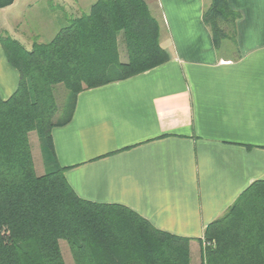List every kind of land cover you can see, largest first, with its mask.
<instances>
[{
	"label": "crops",
	"instance_id": "obj_1",
	"mask_svg": "<svg viewBox=\"0 0 264 264\" xmlns=\"http://www.w3.org/2000/svg\"><path fill=\"white\" fill-rule=\"evenodd\" d=\"M53 1L57 9L44 15L64 26L96 0ZM145 1L168 59L80 92L52 143L78 197L123 205L189 239L190 264H202L205 228L264 180V0H227L239 18L218 45L203 21L211 0ZM36 2L0 8V37L27 48L33 37L42 42L43 31L20 30ZM18 82L0 41V98Z\"/></svg>",
	"mask_w": 264,
	"mask_h": 264
},
{
	"label": "trees",
	"instance_id": "obj_2",
	"mask_svg": "<svg viewBox=\"0 0 264 264\" xmlns=\"http://www.w3.org/2000/svg\"><path fill=\"white\" fill-rule=\"evenodd\" d=\"M13 1L0 0V8ZM238 18L227 0H211L203 12L216 45L233 37ZM0 41L19 73L13 94L0 98V264H66L62 241L73 264H190L189 239L156 229L123 205L78 197L52 143V128L70 120L80 92L168 59L146 1L96 0L49 42L35 40L30 48L9 36ZM59 86L71 96L62 107ZM33 132L47 150L42 174L35 170ZM204 240L202 264H264V180L211 222Z\"/></svg>",
	"mask_w": 264,
	"mask_h": 264
},
{
	"label": "rangeland",
	"instance_id": "obj_3",
	"mask_svg": "<svg viewBox=\"0 0 264 264\" xmlns=\"http://www.w3.org/2000/svg\"><path fill=\"white\" fill-rule=\"evenodd\" d=\"M36 7L34 8V13L31 11L29 13H26L25 15H22V26L20 27V30L28 31L31 30L33 32L34 29H36L37 32H44L41 36L42 42H49L53 36L56 34V32L59 30V28L63 25L61 23H56L55 21L53 23L50 22L51 19L48 18V16H45L44 14H47V12L55 11L57 9L56 2L53 0H35ZM147 2H150L147 0ZM57 21H60V18L55 19ZM33 35L31 36V38ZM35 38L34 40L38 41V38ZM39 42V41H38ZM56 100L59 105V107H62L65 104H68L71 100L70 94L67 92L63 86H59L56 89L55 92ZM62 112H60L59 115L55 116L56 120L58 117H60ZM31 149L33 153V160L35 164V169L38 174L41 172V168H45V162L47 158V150H45L43 142L41 140V137L38 136L36 132H33L31 135ZM207 243V242H206ZM61 250L63 252L64 261L66 264H73L72 256L69 251V248L67 244L62 241L61 242Z\"/></svg>",
	"mask_w": 264,
	"mask_h": 264
},
{
	"label": "built area",
	"instance_id": "obj_4",
	"mask_svg": "<svg viewBox=\"0 0 264 264\" xmlns=\"http://www.w3.org/2000/svg\"><path fill=\"white\" fill-rule=\"evenodd\" d=\"M207 245H208V243L204 242V248H205V246H207Z\"/></svg>",
	"mask_w": 264,
	"mask_h": 264
}]
</instances>
